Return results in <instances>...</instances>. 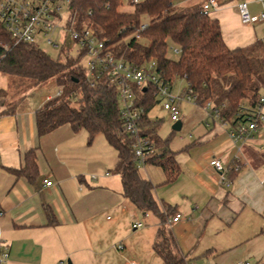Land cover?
<instances>
[{"label": "crops", "instance_id": "crops-1", "mask_svg": "<svg viewBox=\"0 0 264 264\" xmlns=\"http://www.w3.org/2000/svg\"><path fill=\"white\" fill-rule=\"evenodd\" d=\"M219 3L208 17L220 21L229 49L258 40L256 26L264 24L243 25L237 11L223 7L221 0ZM28 86L26 79L0 73V228L2 239L10 245V257L4 264H114L113 257L123 258L125 249L134 258L153 257L159 220L143 214L123 196L121 179L111 172L117 161L114 148L107 140L106 144L100 142L105 157L100 153L95 165L111 169L95 175L97 180L87 179L92 160L80 157V151L88 142V133H74L65 125L39 136L36 113L55 95L46 96L32 109L26 100L38 88ZM14 102L18 105H11ZM183 103L193 106L185 114ZM180 111L185 131L180 140L187 141L178 147L171 142V149L177 152L178 178L165 184L161 168L145 165L141 169L143 177L155 185L156 200L168 203L181 215L169 225L180 251L191 264H264V123L250 139L235 143L230 125L210 110L182 102ZM82 133L87 136L77 138ZM98 139L83 152L96 156ZM108 149L113 152L112 160L106 158ZM30 150L36 152L39 168L31 182L11 172L23 168ZM214 158L225 163L229 187L210 166ZM45 181L52 185L46 186ZM48 211L53 214L52 224ZM140 214L153 216L157 224L130 238L129 225ZM118 246L124 250L119 252Z\"/></svg>", "mask_w": 264, "mask_h": 264}, {"label": "trees", "instance_id": "trees-1", "mask_svg": "<svg viewBox=\"0 0 264 264\" xmlns=\"http://www.w3.org/2000/svg\"><path fill=\"white\" fill-rule=\"evenodd\" d=\"M204 4L205 1L179 8L173 0H144L135 6L129 4L131 12L124 11L122 0H72L70 6L76 27L87 25L94 29L116 57L137 66L154 61L164 80L174 87L177 79H184L185 91L196 97L197 106L206 108L210 104L212 115L235 127L246 122L242 108L256 106L264 89V42L256 40L248 46L229 49L219 21L208 17ZM144 18L149 27L142 40H137L133 35ZM171 46L179 51L178 60L168 57ZM84 55L73 56L65 50L62 57L54 59L35 45L16 42L0 27V73L28 80L30 90L49 80H55L61 88V94L46 101L36 113L38 135L65 125L74 133L86 131L88 144L103 135L117 153L111 172L120 177L123 196L137 210L159 220L152 245L154 253L164 264H191L169 227L176 209L156 200L155 185L137 167L133 140L125 134L120 118L115 84L105 73L89 78ZM134 92L136 106L143 109L141 136L156 149L146 159V165L161 168L164 183L171 184L180 173L177 152L171 149L175 132L162 138L159 130L163 120L150 117L159 103L154 86L134 87ZM11 105L17 106L18 102ZM11 172L30 182L36 179V152L26 153L23 168ZM48 216L49 223H54L50 211Z\"/></svg>", "mask_w": 264, "mask_h": 264}, {"label": "built area", "instance_id": "built-area-1", "mask_svg": "<svg viewBox=\"0 0 264 264\" xmlns=\"http://www.w3.org/2000/svg\"><path fill=\"white\" fill-rule=\"evenodd\" d=\"M71 1L0 0V27L18 43L31 44L38 48L40 44L45 43L59 49L61 54L65 50H68L71 55L75 51V56L85 53L83 65L91 79L99 78L104 73L107 74L116 86L119 114L124 125V132L133 140L136 164L139 169H142L146 165V159L154 155L156 149L141 136L139 123L143 109L136 106L134 87L146 88L149 84L154 86L156 88L155 95L163 109L169 114L173 124L181 119L180 104L182 102L195 103L196 97L185 90V93L181 94L174 92L173 85L164 80L157 72V65L154 61L140 66L131 64L123 58L116 57L94 29L87 25L76 27L72 17ZM122 1L125 5L135 6L144 0ZM259 1L263 5V10L257 16L252 15L247 1H241L237 5L239 18L243 25L264 24V0ZM219 6V0H206L203 10L209 16L210 11L218 9ZM148 27V22L143 21L133 37L142 40L143 33ZM262 41L264 42V39ZM171 50L179 54L177 49ZM60 94L61 90L56 96ZM54 97L49 96L47 101ZM206 109L210 110L211 105L208 104ZM242 114L245 116L246 122L235 127L230 126V137L235 143L250 139L264 123V89L256 106L242 108ZM237 155L238 151L233 153L232 158L236 160ZM210 166L219 174L222 183L229 187L231 182L227 177L228 169L225 163L214 158L211 160ZM92 178L98 179L95 175ZM45 185L51 186L52 182L45 181ZM2 215L0 212V218ZM180 219L181 215L177 214L173 218V222ZM132 228L137 231L143 228V225L141 222H135ZM122 248V246H118V249ZM9 257L10 245L2 239L0 228V264L6 263ZM129 264L137 263L130 262ZM236 264L248 263L238 262Z\"/></svg>", "mask_w": 264, "mask_h": 264}, {"label": "rangeland", "instance_id": "rangeland-1", "mask_svg": "<svg viewBox=\"0 0 264 264\" xmlns=\"http://www.w3.org/2000/svg\"><path fill=\"white\" fill-rule=\"evenodd\" d=\"M204 1L206 0H173L174 4L179 7V8H185V7H192L194 5L197 4H202L204 3ZM249 3V9L252 13V15L257 16L261 13V11L263 10V5L259 0H245ZM240 3V0H221V4L223 5V7H228L230 9H232L234 12H238V9L235 8L234 6ZM124 11L127 12H131L132 8L128 5L124 6ZM143 21H147L145 18ZM220 22V21H219ZM221 25V24H220ZM256 32H257V37L258 40H263L264 39V26L258 25L256 26ZM174 46H171V48ZM171 48H169L168 51V57L174 60H178L179 59V54L174 53V51L171 50ZM39 49L42 50L43 52H45L46 54H48L49 56H51L54 59H57L59 57H62L61 52L59 49H55L45 43H42L39 45ZM174 49V48H172ZM74 53L72 54L73 56H75V51H73ZM187 89V83L184 79H177L176 82L174 83V89L176 92L181 93L182 90ZM37 93H32L33 95L29 98H27L26 100V105L30 106L32 109H36L38 108V106L41 104L42 101L45 100L46 96L48 95H55L61 90L60 86L57 85L55 80H49L48 82H46L45 84H43L41 87H39L37 89ZM186 104V103H185ZM183 103L182 106V111L184 112V114L186 112H188L190 110L191 107H193L192 105H185ZM150 117L154 120L158 119V120H163L161 128L159 130V134L161 137L163 138H168L171 136L172 134V126L173 123L171 122L170 116L169 114L163 109L161 103H158L156 105V107L151 111L150 113ZM86 132V131H85ZM184 129L180 132H175L173 135V147H178L181 144L185 143L187 141V139L185 140H180L181 137L184 136ZM83 135H78L77 138H80L81 136H87V133H82ZM99 138L96 142V144L94 145V148L96 150V156L93 155L90 151V155L92 158H89V156L86 154V152H83L84 150H90L88 149L90 146H88V142H86V144L82 145V149L80 151V157L83 155V158L85 160H92V165L91 167L88 169L89 172H86V178L87 179H91L92 178V174L93 171H97L94 172L96 174L94 175H99L100 173H104L106 171V169H111V168H107L108 166H106L105 168H103V166H96L95 162L97 160H99V155L101 153V156L104 158L105 154H104V150L99 146L100 142H103L104 144H106V138L103 135H99ZM102 140V141H101ZM109 152H107L106 158L108 157V160H112V158L114 157L113 152L111 151V149H108ZM84 161V160H83ZM85 162V161H84ZM108 164V163H107ZM142 172V171H141ZM98 173V174H97ZM157 219L154 218L153 216H142L140 214L139 216V220L137 222H141L143 225V228H141L139 231H134L131 224L129 225L130 227V231H129V235L130 238H132L134 236H141V234L144 231H148L149 229H152V225L157 224ZM134 231V232H133ZM144 240V237H141V242ZM137 240H134L132 242V246L136 243ZM127 245V250H128V243ZM124 250V249H123ZM123 250L119 249V252H122ZM124 253L123 258H119L118 256L113 257L112 261L114 264H126L127 262H135L137 264H164L163 261L156 255L154 254L153 257L151 258H134L132 257L128 251H126V249L122 252Z\"/></svg>", "mask_w": 264, "mask_h": 264}, {"label": "water", "instance_id": "water-1", "mask_svg": "<svg viewBox=\"0 0 264 264\" xmlns=\"http://www.w3.org/2000/svg\"><path fill=\"white\" fill-rule=\"evenodd\" d=\"M182 126H183V124H182V122L180 120V121H178V122H176V123L173 124L172 131H174V132H180L182 130ZM68 264H71V263L69 262Z\"/></svg>", "mask_w": 264, "mask_h": 264}]
</instances>
